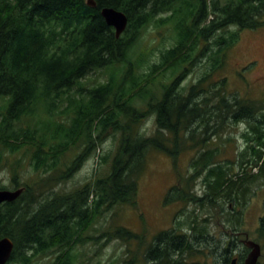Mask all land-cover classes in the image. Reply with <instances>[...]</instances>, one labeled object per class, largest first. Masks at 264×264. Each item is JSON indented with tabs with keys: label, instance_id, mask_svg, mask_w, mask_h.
<instances>
[{
	"label": "trees",
	"instance_id": "obj_1",
	"mask_svg": "<svg viewBox=\"0 0 264 264\" xmlns=\"http://www.w3.org/2000/svg\"><path fill=\"white\" fill-rule=\"evenodd\" d=\"M93 1L0 0V169L9 170L12 189L23 187L0 204V238L14 243L6 264H32L48 253L50 264H75L78 246L100 249L113 240L124 249L109 264H215L216 255L230 264L243 209L264 183V96L232 92L223 71L239 31L264 26V0ZM103 7L127 16L118 38ZM151 24L169 32V44L135 53ZM97 71L106 79L85 84ZM151 117L153 129L141 130ZM239 125L242 144L222 159ZM108 139L111 147L98 154L102 171L60 187ZM151 151L167 154L178 175L165 201L193 208L149 240L112 221L89 233L100 219L113 220L114 208L136 205ZM183 152L193 155L182 172ZM25 159L31 173L24 175ZM213 222L227 238L211 234ZM256 232L264 249V213Z\"/></svg>",
	"mask_w": 264,
	"mask_h": 264
},
{
	"label": "rangeland",
	"instance_id": "obj_2",
	"mask_svg": "<svg viewBox=\"0 0 264 264\" xmlns=\"http://www.w3.org/2000/svg\"><path fill=\"white\" fill-rule=\"evenodd\" d=\"M237 27L232 25L228 30H236ZM227 31V30H226ZM169 32L166 29L157 28L154 24L148 25L142 34V38L138 42L135 53L140 51L149 52L156 50L158 47L168 45L170 38ZM223 74L227 78L228 87L232 92L240 96H247L250 98H263L264 96V26L256 29H241L239 31V40L227 53V62ZM198 72V68L192 72L187 78L188 82L193 80ZM106 79L103 71L91 73L87 78L83 79L88 86L94 85L97 82H102ZM154 127L153 118H148L141 124V130H151ZM241 129L239 125L236 129L235 141L230 142L227 146V151L222 155L223 158H233L236 150L242 144L238 132ZM218 143V142H217ZM111 139L106 140L99 149H96L95 154H90L81 166L75 171L71 178L60 184L65 190L72 189L91 180L96 173L102 171L104 165L98 162V154H103L111 147ZM78 151V149H77ZM75 151L72 150L68 156H73ZM192 152L181 153L178 164L179 171L187 169ZM24 175L31 173V167L28 160H24ZM99 171V172H98ZM35 177H33V180ZM178 180V175L172 165L171 158L159 151H151L146 158V165L138 179V190L136 195L135 206H123L114 208L112 215L115 214L114 219L111 220V215L100 219L89 232L91 234L98 233V230L106 227L109 223L121 224L132 231L145 234L146 240L160 230L168 229L176 225V220L181 216L182 209L185 212L193 208V204H184L180 201L166 202L165 196L169 188H171ZM0 185L10 187L9 170L0 169ZM195 190L202 188V182L196 180L193 184ZM255 190L249 197L246 206L243 209V224L242 230L245 231L248 238L256 242L259 241L256 232L259 217L264 213V183L259 181L258 186H254ZM204 213L202 212L200 216ZM222 218L219 213H215L214 219ZM143 219V220H142ZM221 229L220 224L213 222L211 224V234L214 237H228V233ZM241 233L239 237L233 236L234 246L232 258L238 256L243 252L244 246L241 244V238L244 234ZM239 238V240L237 239ZM258 240V241H257ZM260 242V241H259ZM90 243L84 246H78L75 250V264H109V260L122 254L124 245L119 241H110L102 248H96ZM131 248H135V243H131ZM220 252L221 249L219 248ZM247 253L244 257H246ZM243 257V259H244ZM54 258L53 253H48L37 257L32 264H50ZM197 261L203 260L202 256L196 258ZM210 260V259H209ZM244 261V260H243ZM99 263V264H100ZM215 264H223L222 259L216 255ZM259 264H264V254L259 257Z\"/></svg>",
	"mask_w": 264,
	"mask_h": 264
},
{
	"label": "water",
	"instance_id": "obj_3",
	"mask_svg": "<svg viewBox=\"0 0 264 264\" xmlns=\"http://www.w3.org/2000/svg\"><path fill=\"white\" fill-rule=\"evenodd\" d=\"M87 4L91 6L95 5L93 0H87ZM100 14L107 25L114 28L115 36L118 38L127 26V16L122 11L112 7H103L100 10ZM22 191L23 187L15 189L0 188V204L15 200ZM243 245L249 249L248 254L244 258L243 264H258V258L261 254V245L258 242L249 239L247 234L243 239ZM13 248L14 243L9 237L4 236L0 238V264H6L9 261ZM230 264H237V258L233 257Z\"/></svg>",
	"mask_w": 264,
	"mask_h": 264
},
{
	"label": "flooded vegetation",
	"instance_id": "obj_4",
	"mask_svg": "<svg viewBox=\"0 0 264 264\" xmlns=\"http://www.w3.org/2000/svg\"><path fill=\"white\" fill-rule=\"evenodd\" d=\"M244 231H241V232H235V234L233 233V235L235 236V237H239V235L241 234V233H243ZM244 234V237H245V235H246V233H243ZM238 240H239V238H237ZM243 239L244 238H241V244H242V246H244L243 245ZM258 241V240H257ZM258 243L260 244V242L258 241ZM261 245V244H260ZM248 252H249V249L247 248V254H248ZM261 254H262V247H261ZM260 254V255H261ZM263 254H264V249H263ZM260 257V256H259ZM258 264H259V258H258Z\"/></svg>",
	"mask_w": 264,
	"mask_h": 264
}]
</instances>
